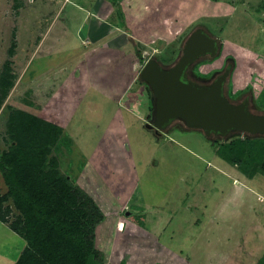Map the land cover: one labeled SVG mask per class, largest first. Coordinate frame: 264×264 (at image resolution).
Returning a JSON list of instances; mask_svg holds the SVG:
<instances>
[{"label": "rangeland", "instance_id": "1", "mask_svg": "<svg viewBox=\"0 0 264 264\" xmlns=\"http://www.w3.org/2000/svg\"><path fill=\"white\" fill-rule=\"evenodd\" d=\"M196 29L218 48L187 78L209 84L228 67L227 98L264 114V0H0V165L12 124L54 127L47 160L103 212L88 264H180L184 243L196 264H264V170L230 161L241 140L264 135L145 125L155 99L139 57L169 68ZM7 192L0 167L9 225L20 213Z\"/></svg>", "mask_w": 264, "mask_h": 264}, {"label": "trees", "instance_id": "2", "mask_svg": "<svg viewBox=\"0 0 264 264\" xmlns=\"http://www.w3.org/2000/svg\"><path fill=\"white\" fill-rule=\"evenodd\" d=\"M145 61L139 57L141 65ZM16 127L11 126L14 149L2 160L6 166L0 165L7 195L20 213L9 227L26 243L14 264H88L94 228L103 212L59 173L55 158L47 160L48 139L56 137L53 126L43 127L37 118L29 117ZM253 140H241L239 158L230 161L238 164L245 157L246 164L257 162L264 170V138ZM257 144L263 152L258 158L252 156ZM5 215L0 206L1 221L6 222Z\"/></svg>", "mask_w": 264, "mask_h": 264}, {"label": "water", "instance_id": "3", "mask_svg": "<svg viewBox=\"0 0 264 264\" xmlns=\"http://www.w3.org/2000/svg\"><path fill=\"white\" fill-rule=\"evenodd\" d=\"M217 40L202 29L194 30L186 39L182 55L169 68H163L149 58L142 65L139 76L154 96V119L146 127L161 132L171 121L180 119L189 128L204 134L224 135L232 130L264 135V114H254L248 99L232 103L224 93L228 67L209 84L187 78L189 66L199 57L213 56Z\"/></svg>", "mask_w": 264, "mask_h": 264}, {"label": "crops", "instance_id": "4", "mask_svg": "<svg viewBox=\"0 0 264 264\" xmlns=\"http://www.w3.org/2000/svg\"><path fill=\"white\" fill-rule=\"evenodd\" d=\"M84 3H86V2H84ZM120 222H123V220H121V221L119 220L118 224ZM197 224H201V223L197 222ZM197 224H195V226ZM123 225L125 226L124 222H123ZM131 227L133 229H136L137 227L140 229V226L135 225V224H131ZM163 230L165 231V228ZM142 232H140V233H142ZM149 232L151 234L157 233L153 230H151ZM149 232L146 231V233L143 235V237L151 238L152 236L149 234ZM171 233L173 234V232H171ZM17 235L18 234L15 233L9 227V225L7 223L0 220V264H14L17 257L19 256L20 252L24 248V246L26 244L25 241L19 235H18V238H16ZM156 243L157 244H151L152 247L155 248L156 250H163L165 252L170 251V246H168L169 248L167 246H163V244L160 243L158 240ZM174 243L175 242L171 241V246ZM147 245H149V244H147ZM175 245L178 246V244H175ZM212 246H213V244H212ZM181 247H182V250L188 251L187 254L189 255V258L188 259L186 258L185 259L186 261L184 263H180V264H196L195 259L192 258L190 255V250H189L190 244L184 243V245L181 244ZM172 254L176 255L177 257L182 258V260H183V257L179 255L180 253H178V254L172 253ZM198 256L200 257L199 254H198ZM208 256H210V255L208 254ZM207 257H205V258H207ZM210 259L211 258H209L208 260H210ZM223 260H228V258H223ZM228 262L229 261H224V262L220 263L219 261H217V263L215 262V263H209V264H228Z\"/></svg>", "mask_w": 264, "mask_h": 264}, {"label": "clouds", "instance_id": "5", "mask_svg": "<svg viewBox=\"0 0 264 264\" xmlns=\"http://www.w3.org/2000/svg\"><path fill=\"white\" fill-rule=\"evenodd\" d=\"M146 62V61H145Z\"/></svg>", "mask_w": 264, "mask_h": 264}]
</instances>
